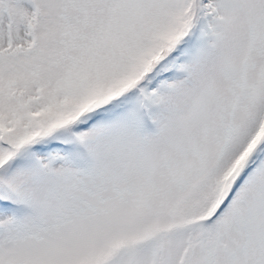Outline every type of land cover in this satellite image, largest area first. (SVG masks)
<instances>
[{
    "label": "snow or ice",
    "instance_id": "snow-or-ice-1",
    "mask_svg": "<svg viewBox=\"0 0 264 264\" xmlns=\"http://www.w3.org/2000/svg\"><path fill=\"white\" fill-rule=\"evenodd\" d=\"M0 264H264V0H0Z\"/></svg>",
    "mask_w": 264,
    "mask_h": 264
}]
</instances>
